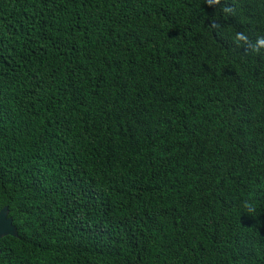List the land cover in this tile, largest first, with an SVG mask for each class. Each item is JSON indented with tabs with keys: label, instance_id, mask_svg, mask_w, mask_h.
Returning <instances> with one entry per match:
<instances>
[{
	"label": "trees",
	"instance_id": "1",
	"mask_svg": "<svg viewBox=\"0 0 264 264\" xmlns=\"http://www.w3.org/2000/svg\"><path fill=\"white\" fill-rule=\"evenodd\" d=\"M0 264H264V0H0Z\"/></svg>",
	"mask_w": 264,
	"mask_h": 264
},
{
	"label": "water",
	"instance_id": "2",
	"mask_svg": "<svg viewBox=\"0 0 264 264\" xmlns=\"http://www.w3.org/2000/svg\"><path fill=\"white\" fill-rule=\"evenodd\" d=\"M8 213V206H5L0 210V240L6 236L17 237V231L13 223V218L8 217Z\"/></svg>",
	"mask_w": 264,
	"mask_h": 264
},
{
	"label": "flooded vegetation",
	"instance_id": "3",
	"mask_svg": "<svg viewBox=\"0 0 264 264\" xmlns=\"http://www.w3.org/2000/svg\"><path fill=\"white\" fill-rule=\"evenodd\" d=\"M5 206H7V205H5ZM5 206H3V207H5ZM3 207H2V208H3ZM2 208H1V209H2ZM1 209H0V210H1ZM8 217H12V216L10 215V209H9ZM12 218H13V217H12ZM6 237H11V236H6ZM4 238H5V237H4ZM2 239H3V238H2ZM2 239H1V240H2ZM1 240H0V241H1ZM1 252H2V251H1V249H0V254H1Z\"/></svg>",
	"mask_w": 264,
	"mask_h": 264
}]
</instances>
